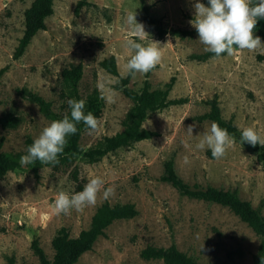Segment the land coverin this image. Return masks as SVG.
<instances>
[{"label":"rangeland","instance_id":"1","mask_svg":"<svg viewBox=\"0 0 264 264\" xmlns=\"http://www.w3.org/2000/svg\"><path fill=\"white\" fill-rule=\"evenodd\" d=\"M78 1L54 0L45 29L38 31L23 54L14 59L12 54L23 30V13L31 0H0V67L8 66L0 80V118L18 119L16 127L0 126L2 150L23 152L25 139L34 140L53 121L24 98L18 92L20 88L41 95L63 117L71 113L68 100L72 86L63 81L61 71L78 63L82 75L74 88L81 99L94 88L100 98L115 94L114 102L101 98L99 127L93 132L85 126L79 146L88 149L102 137L119 131L132 104L115 86L134 54L127 46L129 39L144 45L159 42L163 52L153 70L131 75L129 85L138 89L147 79L151 88H161L173 76L169 98L184 101L148 115L143 126L157 131V136L118 148L95 162L77 157L70 164L56 167L43 164L38 178L22 169L3 175L0 264H39L31 249L33 239L51 259V239L56 231L65 227L71 237L76 236L88 227L92 214L103 202L134 204L137 214L110 223L75 264H162L158 259L142 258L140 251L147 245L170 244L196 264H252L260 237L244 221L226 206L180 194L159 176L164 162L172 159L177 175L186 183L235 191L264 216V158L258 157L264 154V146L247 147L235 139L219 159L212 157L207 147H196L212 124L196 116L208 110L206 100L214 95L224 119L241 131L253 127L264 137V48L249 51L234 46L233 55L200 60L193 57L206 51L198 33L158 37L143 18L140 0H85L76 12ZM200 2L208 6L205 0ZM194 3L143 0L148 13L165 26L187 29H194L189 23L194 18ZM134 12L147 33L143 37L127 23V16ZM259 37L264 43V36ZM109 55L116 58L118 75L100 66ZM189 125H194L192 135L187 132ZM94 176L103 178L104 189H114L109 199L103 198L102 189L94 206L82 211L72 209L67 215L55 213V200L61 191H82Z\"/></svg>","mask_w":264,"mask_h":264},{"label":"trees","instance_id":"2","mask_svg":"<svg viewBox=\"0 0 264 264\" xmlns=\"http://www.w3.org/2000/svg\"><path fill=\"white\" fill-rule=\"evenodd\" d=\"M53 2L54 0H31L30 5L24 10L22 35L18 39V43L13 51L12 57L14 59L19 58L23 54L31 38L38 31L45 29V20L53 13ZM205 2L208 5L209 0H205ZM253 2L255 3L256 0H253ZM140 3L145 13L143 17L145 22L158 37H163L166 34L186 37L197 33L195 28L187 29L165 26L160 19L148 13L146 6L143 4V0H140ZM83 4H86L85 0H79L75 6V11L78 12ZM253 34L264 36V19H258ZM193 57L205 60L217 56L214 53L205 51L199 54H193ZM100 66L107 72L118 75L116 58L114 55L103 58L100 61ZM7 68V65L0 67V80ZM81 75V63L69 68H64L61 71L63 81L67 85L72 86L71 92H73V94L70 99H81L74 88ZM130 77L131 75H128L126 78H121V76H119V83L115 85L116 88L132 102L121 120V129L111 135L102 137L96 144L83 150L79 146V138L86 125L80 122L77 124V132L67 138L68 144L64 152L58 156L59 163L52 166L56 167L58 165L70 164L77 157L87 162H95L111 151L130 146L140 140L150 139L158 135L157 131L145 128L143 122L150 113L159 111L171 104H179L184 101L182 98H169V92L175 78L171 76L163 87L155 89L150 87L147 79H144L141 87L134 89L129 85ZM18 92L24 98L36 104L44 117L51 120L63 118L61 114L52 109L51 103L41 95L32 92L26 87L20 88ZM84 100L86 101L84 109L85 114L91 111L98 117L101 112L102 103L98 90L94 88ZM206 104L209 106L208 110L196 116L197 120H209L211 123L216 122L220 127L227 129L229 134L236 140L247 147H252L249 143L241 141L242 131L239 130L231 120L222 117L216 95L206 100ZM68 116L71 119L70 112ZM17 124V118H0V126L3 128L16 127ZM33 141L34 140L30 137H27L24 142L25 150L23 152H13L2 150L3 138H0V178L8 171L16 169L29 171L34 177L38 178L39 169L43 164L36 161L34 164L22 166L19 163V158L27 154V149ZM258 157L262 159L264 158V154H259ZM159 179L169 183L182 195L215 202L229 208L260 237L258 250L253 257L252 264H264V216L259 209L253 207L249 201L241 199L235 191L224 190L211 185L201 186L197 183H186L177 175L172 159H168L164 162L163 171ZM136 214L137 210L134 204L125 203L111 205L108 202H103L95 209L88 227L82 229L76 236L71 237L65 227H61L56 231L51 239V247L53 249L51 259L46 256L37 239L31 241V249L37 256L39 264H75L84 252L91 249L98 236L103 235L104 229L110 223L117 219L131 218ZM140 256L144 259L161 260L162 264H196L194 260L180 251L174 244H170L166 247L147 245L141 249Z\"/></svg>","mask_w":264,"mask_h":264},{"label":"clouds","instance_id":"3","mask_svg":"<svg viewBox=\"0 0 264 264\" xmlns=\"http://www.w3.org/2000/svg\"><path fill=\"white\" fill-rule=\"evenodd\" d=\"M194 18L189 23L196 29L199 41L205 45V50L219 57L222 53L233 55L235 48L255 51L264 48L259 36L253 32L258 19H264V0H209L208 6L195 0ZM127 23L133 32L140 37L147 34L144 25L136 20V13L127 16ZM159 42L144 45L129 39L127 46L134 51L126 64V71L122 72L121 78L136 73L147 74L153 70L162 60L163 52L158 47ZM235 46V48H234ZM115 83H119L116 80ZM103 88V85H100ZM110 91V90H109ZM106 102H114L115 94L102 95ZM71 119L65 115L62 119L53 120L43 128L37 138L28 147L27 154L19 158V163L24 166L39 161L41 164L56 165L59 163L58 156L64 152L68 144V137L77 132V124L83 122L88 129L96 131L99 127V119L91 112L85 114L86 101L84 99H69ZM194 125L187 128L188 134L192 135ZM241 141L252 146L260 144L264 146V137L253 128H244L241 132ZM235 143L227 129L213 122L210 130L205 132L203 138L196 147L211 150L212 157L219 159L226 155L228 149ZM188 162V157H185ZM105 181L100 176H94L82 191L69 194L61 191L54 204L56 214H69L72 209L82 211L87 206L97 203L98 194L104 189ZM114 194V189L109 187L103 190V198L109 199ZM203 248V245H202Z\"/></svg>","mask_w":264,"mask_h":264}]
</instances>
